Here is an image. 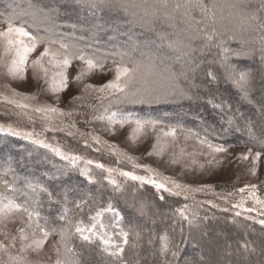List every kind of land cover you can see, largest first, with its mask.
Instances as JSON below:
<instances>
[{
	"label": "trees",
	"instance_id": "obj_1",
	"mask_svg": "<svg viewBox=\"0 0 264 264\" xmlns=\"http://www.w3.org/2000/svg\"><path fill=\"white\" fill-rule=\"evenodd\" d=\"M171 2L172 0H169L170 4ZM192 2L195 3V0ZM202 2L211 9L209 15L205 16L199 9L194 8L191 13L193 20L185 22L180 13H175L174 27H170V22L163 19V13L170 12L171 9H164L162 0H105V4L116 7L102 4L100 8L94 10V14L82 3V0H0V21L18 15L17 23L22 22L26 30L45 35L44 30L51 29L66 42L83 48L87 53L103 61L120 59L118 53H127V57L139 63L141 71L153 82L158 78L155 73L159 71L152 67L158 65L161 60L159 58L156 60L157 56L163 55L172 61V66L170 68L167 66L169 77L178 83L181 88L178 92L185 95L165 97L164 88H161L156 90L160 102L131 104L122 102L125 100V95L130 93H116L114 97L120 100L121 108L129 109V112L140 118L157 120L161 124L185 129L187 132L190 130L192 134L207 138L213 144L245 145L264 152L259 143L251 139L244 129L245 121L251 118L255 122L257 135L264 138L261 133L264 129V117H261L258 111L264 108V64H261L259 59V34L251 30L252 22L245 19L256 9L254 5L259 2L251 0L245 3L246 14L237 27L231 26L233 24H230L229 20L233 14L230 10L236 5L234 0H202ZM121 4L127 6V11L119 7ZM31 5L44 7L45 12L49 7L55 6L59 15L55 12L51 13L52 19H45L44 13L41 12L24 15L32 11ZM157 9L159 12L155 19L152 12ZM196 21L201 23L197 24ZM135 23L137 27H133ZM213 28L218 33H223L225 38L234 37L229 41L231 48L255 51L254 59L237 60L233 57L230 61L238 70H250L252 89L249 99H242L233 84L225 80L223 69L218 62H214L219 59L218 49L213 47L203 56L197 52L196 62L189 65L186 61H177L175 57L178 53L169 49L166 41H161L157 35L158 32H166L169 34V40L190 43L193 47L199 48L203 41L192 37L197 31L202 35L203 31H211ZM144 44L156 48L154 54L147 58L146 65L142 57L145 56L142 54ZM164 47L166 49H163ZM196 64L200 66L196 67ZM210 69L216 73L217 80L213 81L208 77L207 73ZM181 72H184L187 78L185 75H179ZM174 75L178 78L173 79ZM143 87L144 85L138 84L132 91ZM230 116L234 117L231 125L228 123ZM34 125L42 129L41 132L45 136L42 140L44 143L49 142L47 144L51 147L46 148L38 143L39 136L26 139L23 134L14 136L9 132H0V172L7 173L5 176L7 182L13 184L15 190L6 188L4 184L2 189L10 199L20 204L27 203L30 208L39 212V218L33 217L34 220L41 227H46L50 231L55 230L52 236L57 242L60 239L61 228H69L75 233L74 226L77 221H82V227H91L94 224L91 217H94L97 211L107 209L111 203L115 212L119 213V228L130 233L129 243L124 246L123 253L127 264H161L159 253L157 252L155 256L152 253L159 248V236L165 230L173 246L180 244V264H185L186 261L189 264H264V225L258 223L264 220V216L255 217L243 213L237 216V212L230 205L225 208L210 206L209 203L207 205L206 202L192 198L191 195H187L188 198L185 199L183 195H170L163 189L157 191L151 184H141L139 181L121 176L120 173L112 172L109 176L107 171L97 168L94 162L87 164L81 158L73 166L71 157L76 155L68 153L67 150L63 153L69 159H64L52 151V148H56V144L88 153H93L95 150L70 137L66 131L59 128L41 127L39 121ZM237 127L242 130L237 131ZM96 154L99 160L110 162L118 171L134 172L132 168L124 167L121 161L115 160L111 155L101 151ZM81 169L89 172L95 182L89 183L88 178L80 174ZM53 176L59 178H50ZM109 179L116 183H109ZM29 185L37 188L45 186L49 191L54 192L55 196L50 200L47 193L33 194ZM201 191L204 194H214L216 197L222 196L226 200L234 199L238 193L227 184H218L212 189ZM256 194L264 197V186H259ZM161 195L164 197L163 200L160 199ZM79 201L86 202L82 209L76 207ZM141 205L144 206L143 211L146 215L140 214ZM184 205H188L187 214L192 220L191 224L176 213V209ZM65 213L67 219L61 220L60 216ZM102 214L108 219V228L111 229L113 223L111 218L115 217V214L111 211H102ZM95 225L101 229L100 223ZM181 229L183 236L188 238L186 244L181 243ZM136 232L140 233L139 240L135 237ZM153 232L156 238L152 244H149ZM113 239L117 243H122L121 238ZM242 243H248L249 247L247 249L241 247ZM134 244L136 247H133ZM69 246L73 247L76 253L74 259L78 264H119L100 250L98 240L94 244H87L80 240L78 234H73ZM252 248L256 251L253 252ZM59 249L63 260L64 248L59 245ZM9 255L16 259L9 260ZM0 264H38V262L24 255H18L8 248L7 252L0 251Z\"/></svg>",
	"mask_w": 264,
	"mask_h": 264
},
{
	"label": "snow or ice",
	"instance_id": "obj_2",
	"mask_svg": "<svg viewBox=\"0 0 264 264\" xmlns=\"http://www.w3.org/2000/svg\"><path fill=\"white\" fill-rule=\"evenodd\" d=\"M259 7L253 10L250 14H248L245 19L252 22L251 23V30L255 33L259 34V43H260V62L264 64V0H258ZM82 3L92 10L94 14V10L100 8L102 4L108 7L115 8L116 5H107L105 4V0H82ZM162 6L164 9H171L170 12L166 11L163 13V19L165 21H169V26L174 27L175 24V13H180V15L184 18L185 22L192 21L193 17L191 15L192 10L199 9L201 13L205 14V16L209 15L211 9L206 6L202 0H195V3L192 0H172L171 4L169 0H162ZM32 11L30 13H24V15H35L36 12L44 13L45 19H52L51 13L55 12L59 15V11L55 6L49 7L48 11H44V7L40 5H31ZM119 7L123 8L124 11H127L126 5H119ZM159 9L154 10L152 12L153 16H157ZM19 20L18 15H12L5 18L0 23L6 25L5 28L0 30V68L5 69L6 71L3 75L7 76L10 80L13 81H25L27 79L26 73L28 68L32 69V79L36 81L37 88L39 91L48 93L51 92L53 94H58L61 91L67 90L70 85L69 80V72L68 69L72 65L73 61H80L81 64L79 68L76 70L77 74L72 80L77 84L80 85L86 77L94 74L95 72L99 71L103 73L106 67V61L101 60L99 57L87 53L83 48L77 47L75 44L66 42L62 36H59L56 32L52 31L51 29L46 28L45 35H40L38 32L33 33L26 30L24 24L17 23ZM197 24L201 23V21H196ZM75 27V25H72ZM158 37L161 41H166L167 47L172 49L173 51L177 52L175 59L177 61H186L189 65L196 62V53L199 52L201 56L207 50L211 48L218 49V56L219 59L214 62H218L220 67L224 71V78L227 81H230L233 86L239 91L242 99H249L250 92L252 89V74L250 70H238L237 66L232 64L230 61L233 57L237 60L240 59H254L255 58V51H245L243 49H234L229 46V41L234 39V37H227L225 38L223 33H218L215 28L211 31H203L202 35L200 31H197L196 34L192 37L193 39L202 40L203 44L197 48L193 47L192 44H184L182 41H173L168 39V33L166 32H158ZM43 45V51H40L38 55L35 56L34 59H30L33 53H36L38 48ZM143 54V53H142ZM120 59L113 60L112 68H108V71H113L114 76L113 79L109 80L107 83L96 87L93 84L83 83L82 86V93H87L89 91L99 92V93H106L108 95H112L115 93L120 94H127L125 95V100L122 102H127L131 104H151V103H158L160 102V96L156 93V90L151 87L154 83L148 79L146 73L141 71V65L132 61L130 58L127 57V53H118ZM199 64H196V67H199ZM194 70V69H190ZM179 75H185L184 72H181ZM208 77L215 81L217 80V75L211 69L207 73ZM177 76H173V79H177ZM43 82V83H41ZM138 84L144 85L142 89H137L136 91H132L133 87ZM5 88H9L8 84L4 85ZM12 92L13 97H21L22 100L17 99H9L6 96H0V99L6 100L7 103L15 105L17 109L20 110L18 115H22L27 117L30 121L34 120V116L38 117L39 119L43 120L46 125L50 126L51 122L53 121L54 117L57 115L63 116L65 113L60 108L44 103L40 104L37 103L35 105L28 103L27 101H35L37 99L36 95H27L24 93L18 92L16 89H10ZM168 95H184L182 92H178L174 87L170 88L164 93V96L167 97ZM82 96H74L72 100H80ZM249 102H251L249 100ZM57 103H59V97L57 96ZM218 107H221L218 105ZM110 107L105 109V112H109ZM259 113L261 117H264V108H260ZM73 113L68 112L67 115L71 116ZM241 118L243 119V114L241 113ZM120 114L118 112H111L108 116H98L94 117V119L99 120H107L108 122V129L111 131L113 129V125L119 124L120 127H123L125 124H134L135 128L132 129V134L130 138L135 141L137 136L140 134H144L145 131L149 128L155 130L157 125L160 121L151 120V119H144L138 116H134L133 113H127L122 117L118 118ZM234 117L228 118V123L231 125L233 123ZM70 127H74L70 125ZM244 129L247 130L248 135L251 139L257 141L260 145V148L264 149V138H261V135H257L255 131V122L248 118L245 121ZM55 130V129H52ZM242 129L237 127V131H241ZM0 132H9L14 136H20L21 132L15 129L11 124L5 128L3 125H0ZM191 134V131L189 130ZM262 135H264V129L261 130ZM71 131L68 132V135H72ZM26 139H31L35 134L33 132H25L23 133ZM194 135V134H193ZM165 137H172L173 140L176 138V129L174 127H169L168 131L164 133ZM187 139V136L185 137ZM97 144H99L100 137L94 136L92 138ZM159 141V136L157 137ZM38 143L42 144L44 147H51V145L44 143V141H37ZM87 146V141L85 142ZM107 143V142H105ZM199 143L201 145H206L208 149L211 150L212 153H227V148L224 147L222 144H213L207 138H199ZM154 150H158L155 154L159 155L164 151V145L160 143L153 145ZM98 150V149H97ZM57 155L62 156L64 159H69L60 148H52ZM183 151V150H182ZM149 155H153V152H149ZM262 156L261 151H255L251 148L248 149L247 153H242L240 155V159L242 160H249L251 159V173L253 175L256 174V166L257 162L260 160ZM73 166H75V162L80 159L78 156L71 157ZM93 161L88 160L87 164H92ZM171 163H177V160L173 159ZM193 164L196 163L195 160L192 161ZM209 164L213 163V160L208 161ZM97 168L103 169L109 173L117 171L116 169L107 168L103 164H96ZM135 167H144L147 171L152 172L151 169L147 165H135ZM200 167L203 168L204 165L200 164ZM82 176H86L88 178L89 183H94L91 174L84 169H81ZM6 172H0V182L4 183L6 188L11 190H15L13 184H9L6 180L2 178L6 176ZM120 175L127 177L133 181H139L141 184H151L157 191L163 189L164 191L168 192L170 195H180L181 192L177 190H193L189 185L181 184L176 180L170 177H164L162 181L157 182V179L146 177V176H139L135 175L133 172L127 171H120ZM54 179H58L59 177H50ZM109 183L115 184L116 182L112 179H109ZM171 183L172 187H167V184ZM30 191L33 194L38 195L40 192L47 193L49 199L51 200L55 193L49 191L47 187L40 186L37 188L36 186L29 185L28 186ZM118 187V186H117ZM245 188L251 189L250 196L252 198H256L255 189L256 185H246ZM245 188L239 189L240 192H244ZM176 189V190H174ZM201 189H195V191H199ZM24 195H28V193H24ZM188 197L185 196V199ZM160 199L163 200V195L160 196ZM7 200L6 203L3 201ZM257 203L264 204V201L259 200L256 198ZM35 203V201H34ZM85 201H79L76 203V207L78 209H82ZM210 203V202H209ZM215 206V205H213ZM244 201L241 200L239 205H233V207H243ZM144 206L141 205L140 207V214L146 215L143 211ZM188 205H184L182 208L176 209V213L179 216L187 220L189 224L192 223V220L189 219L187 214ZM253 209H247V211H252ZM102 211H111L113 212L118 218L119 213L115 212L112 204L109 203L107 209ZM102 211H97L94 217H91L92 220H95L96 217L102 215ZM223 211H227V209H223ZM23 212L27 215L29 222L32 221L33 217L39 218V212L35 211V209L30 208L27 203L20 204L15 202L13 199L8 198L4 194L0 193V222H3L8 216L13 213ZM237 216L240 215V212L236 213ZM61 220H66L67 215L60 216ZM261 225H264V220L258 221ZM82 221H77L75 224V233H72L69 228H61L59 230V241L57 242L60 246L64 248L65 258L63 260L57 259L55 264H78V261L74 259L76 253L73 247L69 246L71 237L73 234H78L79 238L82 242L87 244H94L97 240L100 245V250L103 251L106 255L113 258L114 261H118L119 264H127L124 260L123 253L125 251L124 246L129 243V236L130 233L128 231H124L123 229L120 230L118 235L122 237V243H117L112 235H110L107 230L99 231L97 229V225L93 224L91 227H82ZM31 227V223L28 225ZM103 228V225L100 226ZM19 240H20V248L19 251L21 253H25L29 250L32 252H39L45 244V241L49 238V236L55 234V230H48L46 227H41L39 223L36 224V229L29 233L26 231L25 228H19ZM6 235V234H5ZM135 237L137 240L140 239V233L136 232ZM156 238V234L153 232L152 237L149 239V244L153 243V240ZM17 237L13 236L9 245L5 246L4 244H0V251L7 252L8 248L13 247L15 245ZM186 237L183 236V229H181V243H187ZM160 245L158 249H155L152 253L153 256L156 253H159L161 257V264H180V244H176L175 246L172 245L171 239L168 236L167 230L164 231L163 234L159 236ZM59 255L60 249L53 246ZM133 247H136L134 244ZM241 247L247 249L249 247L248 243H242ZM252 251L255 252L256 249L252 248ZM16 257L9 255V260H15ZM185 264H189V262H185Z\"/></svg>",
	"mask_w": 264,
	"mask_h": 264
},
{
	"label": "rangeland",
	"instance_id": "obj_3",
	"mask_svg": "<svg viewBox=\"0 0 264 264\" xmlns=\"http://www.w3.org/2000/svg\"><path fill=\"white\" fill-rule=\"evenodd\" d=\"M250 1L251 0H234L236 5L231 8L230 11H232L233 14L229 18L230 24H233L231 26L237 27L239 25L238 23L243 21L242 17L246 14L245 3ZM254 6L257 8L259 3ZM156 17L157 16L154 18L156 19ZM5 27V24L0 23V30ZM133 27H137L136 23L133 24ZM222 30H224V28H222ZM137 46L138 45H136V47ZM142 49L143 54L146 56L142 55L145 59L146 65L147 58L151 56V54H154L156 48H154L153 45L149 46L144 44ZM163 49L166 48L164 47ZM40 51H43V45L38 48L36 53L32 54L30 59H34ZM150 51H152V53H149ZM158 58L161 59L160 62L158 65L152 67V69H158L159 72H156L155 75H157L156 77H158L159 80L158 78L154 80L152 87L155 90H161V88H164V92H166L170 88H173L172 85H174V88L177 91H181L178 83L174 82L168 75V70L172 66V61L170 59H166L163 55L160 57L157 56L156 60H159ZM115 60L118 61L119 59ZM112 61L113 60H108V62L106 61V67L103 73L99 71L95 72L94 74L86 77L80 85H77L72 78L76 76V70L79 68L81 62L73 61L72 65L68 69L70 80L69 88L58 94L39 91L36 81L32 79L31 68H28L27 70V79L25 81L10 80L7 76L3 75L6 70L0 68V96H6L9 99L22 100L21 97L12 96L10 89L14 88L20 93L27 95L35 94L37 99L35 101H27L30 104L35 105L37 103H48L60 108L63 110L65 115L55 116L50 124L51 128H59L67 133L71 131L73 134L69 135L70 137H73L85 145V142L87 141V145L95 150L93 153H88L85 151L82 152L78 149H72L71 147L68 148L60 143V146L56 144L55 147L60 148L62 152L68 150V153H72L73 155L80 157L83 161L87 162L88 160H91L95 164H103L105 168L117 170V167L110 164V162L101 161L97 158L98 154L96 153L101 151L106 155H111L115 160L121 161L124 167L126 166L132 168L135 175L155 178L157 179V182L162 181L164 177H170L181 184L189 185L191 189H193L177 190L181 192L180 195H191L192 198L206 202L207 205L210 202V206L215 205L216 207L220 206L225 208V206L230 205L235 212H240L246 215L252 214L255 217L264 216V204L256 202V198L264 201V197L256 194V189L259 186H264V152H262V156L257 162L256 174L253 175L250 171L252 166L251 159L245 161L239 158L242 153L248 152L249 147L245 145H224V147L227 148L226 154L212 153L206 145H201L199 143V138H201L200 136L195 134L193 135L192 133L190 134L185 129L175 128V140H173L172 137H165L164 133L168 131L170 126L161 123L157 125L155 130L149 128L144 134L138 135L136 140L133 141L130 136L132 134V129L135 128L134 124H125L123 127L116 124L113 125V129L109 131L107 130L108 122L106 119L103 121L94 119V117L101 115L108 116L111 112H118L120 114L118 118L126 115L127 113H131L129 112V109L120 107V100L117 99L118 97H114V94L108 95L106 93L94 91L82 93L83 83H89L99 87L113 79L114 72L107 70L108 68L113 67ZM151 62L153 61L151 60ZM5 84H8L10 87L5 88ZM57 96L59 97V103H57ZM74 96H82V99L73 101L72 97ZM109 107L110 111L106 113L105 109ZM19 112L20 110L17 109L15 105L7 103L4 99H0V125L7 128L8 125L11 124L15 129L20 131L21 134L25 132H33L38 134L34 136H39L38 140L41 141L45 136L41 132L42 129L36 127L34 124L39 121L41 127L48 125L36 116H34L33 121H30L27 117L18 115ZM68 112H72L73 114L68 116ZM73 124L74 127H70V125ZM46 136H48V134ZM94 136L100 137L101 142L99 144L92 139ZM158 136L160 138L159 141L157 140ZM186 136L187 139L185 138ZM62 141H64V139ZM45 143L47 144L49 142L45 141ZM157 143L164 145V151L159 155L155 154L158 150L153 149V145ZM252 150L253 153H255L256 150ZM149 152H153L154 154L149 155ZM173 159L177 160V163H171ZM193 160L196 161L195 164L192 163ZM209 160H213V163L209 164ZM200 164H203L204 167L201 168ZM135 165H147L153 169V171L149 172L144 167H135ZM120 171L123 170H117L114 171V173H120ZM2 179L7 181V177L5 176ZM3 184V182H0V193L6 196V193L3 192L2 189L4 187ZM218 184H227L238 193L235 195L234 199L228 198L229 200H226L225 198L223 199L222 196L216 197L214 194H204L201 191L204 189H212L213 186ZM253 184L256 185V198H252L250 196L251 189L245 188L246 185ZM167 187L171 188V183H168ZM198 188L201 190L195 191V189ZM241 188H245L243 193L239 191ZM241 200L244 201V206L242 208L233 207V205H239ZM3 202L6 203L7 200H4ZM247 209L253 210L247 211ZM111 219L113 220V223H111V229L108 228V219L103 214L94 220V224L100 223V225H103V228L99 229L97 227L99 231L107 230L113 238L115 237L120 240L122 237L118 235L121 230V227L119 228V218L115 215V217H112ZM29 223H31V227L28 226ZM36 224L37 222L34 218L31 222H29L27 215L23 212L11 214L4 219L3 222H0V244L7 246L9 245L11 238L16 236L17 239L15 245L10 247L13 252L18 255H24L31 258V260L38 262V264H55L56 260L61 259V257L60 254L57 255V252L53 247L54 245L59 247V245L55 237L52 235L45 241L44 247L39 252H32L29 250L25 253H21L19 251L20 240L18 229L23 227L30 235L31 232L36 229ZM115 229H118V231L115 232ZM205 251H207V249Z\"/></svg>",
	"mask_w": 264,
	"mask_h": 264
}]
</instances>
